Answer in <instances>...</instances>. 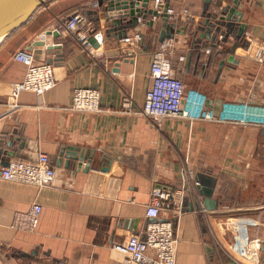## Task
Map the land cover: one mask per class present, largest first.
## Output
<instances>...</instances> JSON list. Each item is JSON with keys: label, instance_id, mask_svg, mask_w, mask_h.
Here are the masks:
<instances>
[{"label": "crops", "instance_id": "crops-1", "mask_svg": "<svg viewBox=\"0 0 264 264\" xmlns=\"http://www.w3.org/2000/svg\"><path fill=\"white\" fill-rule=\"evenodd\" d=\"M91 1L51 0L0 42V167L44 152L56 171L53 182L42 187L0 178V264L47 259L50 264H136L113 245L134 233L144 236L155 186L173 188L182 208L161 212L172 220L178 239L176 264H264V130L185 118L157 125L143 114L119 111L127 91L142 106L152 51L169 27L177 75L187 87L204 92L216 111L224 100L264 102V60L243 46L249 35L264 41L262 0H164L177 10V19L149 14L137 25L129 18L128 28L117 20V10L105 11L109 0L97 11ZM147 8H153L151 0ZM77 10L94 21L93 54L73 38L51 32ZM224 10L235 18V32L241 31L234 41L207 32L209 21ZM135 30L144 35L140 47L121 44V37ZM24 46L37 61L53 64L57 83L41 97L21 92L18 101L24 106L13 112L8 100L25 73L13 54ZM87 86L100 91L101 106L109 110L57 108L71 103L75 87ZM9 140L15 143L9 146ZM72 150L83 153V160ZM185 166L211 182L208 205L194 181H184ZM32 202L43 207L37 228H13L14 212ZM239 222L260 241L257 263L232 251Z\"/></svg>", "mask_w": 264, "mask_h": 264}, {"label": "built area", "instance_id": "built-area-1", "mask_svg": "<svg viewBox=\"0 0 264 264\" xmlns=\"http://www.w3.org/2000/svg\"><path fill=\"white\" fill-rule=\"evenodd\" d=\"M153 9L162 12L165 8L164 0H151ZM264 6V0H262ZM104 4V3H103ZM103 5L99 0H92L90 7L95 11ZM169 19H177V10L168 6ZM183 13H190L188 8ZM154 18L159 15H153ZM141 20H144L140 18ZM139 19V21H140ZM51 31L69 36L76 40L84 50L92 53L91 37L96 34V27L91 16L77 10L71 15L59 19ZM144 38L141 30H135L121 37V44L129 48H139ZM222 38V35H220ZM175 37L168 36L159 40L151 54L150 78L151 82L146 91L142 106H136L133 95L127 91L122 99L119 111L137 113L147 116L152 122L161 125L165 120L185 118L194 121H206L243 127H256L264 130V102H256L252 98L245 100H224L219 110H215L208 103V96L197 88L187 87L181 79L172 63ZM246 49L255 50L257 60H264V41L259 42L254 35H249L248 41L243 45ZM184 59V55H180ZM13 59L25 66L24 76L13 84L8 100L7 110L18 111L24 104L18 101L23 91H32L38 97L43 96L57 83L54 66L50 62L37 61L30 47L24 46L16 50ZM42 106V103L38 104ZM57 108L82 112H102L109 110L101 106V93L94 87H75L72 92V101L68 106ZM56 175L55 168L50 162L48 154L39 153L36 159H17L0 167V178L28 183L35 186L50 185ZM184 181H194L199 188L201 182L194 176V171L188 166L184 168ZM171 187L155 186L152 190L153 199L147 206L149 218L144 236L131 234L124 242H116L113 247L124 253L130 262L136 264H176L178 239L174 231L171 219L161 217L163 210L171 209L176 212L182 210L177 203ZM200 194V193H199ZM202 206L204 203L201 201ZM42 205L39 202L22 210H16L13 214L11 226L18 230L34 231L39 223ZM251 221V220H250ZM249 222V221H248ZM237 233L232 244V251L250 258L256 263L260 261L259 239H252L248 232V224L239 222ZM226 255L233 261L237 259L230 251ZM37 264H50L44 260Z\"/></svg>", "mask_w": 264, "mask_h": 264}, {"label": "water", "instance_id": "water-1", "mask_svg": "<svg viewBox=\"0 0 264 264\" xmlns=\"http://www.w3.org/2000/svg\"><path fill=\"white\" fill-rule=\"evenodd\" d=\"M51 0H0V42L9 37L16 29L27 23L38 9L44 6L47 2ZM105 0H99V4L103 5ZM150 4V0H109L107 5L104 6L105 11L117 10V20L123 24V27H129L127 21L132 18L133 24L137 25L139 19H146L148 14L159 15L165 19H169V14L167 12V7L169 4H165V8L162 12H159L153 8H147ZM109 17V16H108ZM99 19V17H98ZM235 18L233 17L231 11L224 10L219 16H214V20L209 21L207 32L212 33L214 37L222 35L221 39H225V36H230V38L235 40V33L241 34V31L235 32ZM153 24V21H150ZM224 29V30H223ZM58 35L57 31H51ZM174 35L173 28H165L162 30L159 40H163L165 37ZM237 35V36H238ZM95 41V37H91V42ZM243 44V43H242ZM241 44V45H242ZM239 44H236L238 46ZM244 45V44H243ZM234 47V48H235ZM15 143L12 140L8 141V145L12 146ZM23 142L21 143L22 146ZM75 155L79 159L83 160V153L80 151H74ZM7 164L9 161L6 162ZM200 180V179H199ZM201 184L199 189L206 196L205 204L208 205L211 201L213 194V187L211 182L200 180Z\"/></svg>", "mask_w": 264, "mask_h": 264}, {"label": "trees", "instance_id": "trees-1", "mask_svg": "<svg viewBox=\"0 0 264 264\" xmlns=\"http://www.w3.org/2000/svg\"><path fill=\"white\" fill-rule=\"evenodd\" d=\"M148 15H149V14H148ZM148 15H147V16H148ZM152 16H153V15H152ZM160 17H162V16H160Z\"/></svg>", "mask_w": 264, "mask_h": 264}]
</instances>
